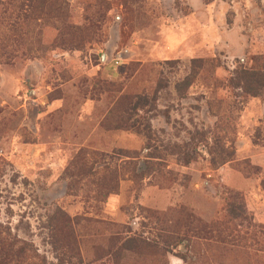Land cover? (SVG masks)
Returning <instances> with one entry per match:
<instances>
[{
	"label": "rangeland",
	"instance_id": "rangeland-1",
	"mask_svg": "<svg viewBox=\"0 0 264 264\" xmlns=\"http://www.w3.org/2000/svg\"><path fill=\"white\" fill-rule=\"evenodd\" d=\"M242 70L264 0H0V264H264Z\"/></svg>",
	"mask_w": 264,
	"mask_h": 264
},
{
	"label": "trees",
	"instance_id": "trees-1",
	"mask_svg": "<svg viewBox=\"0 0 264 264\" xmlns=\"http://www.w3.org/2000/svg\"><path fill=\"white\" fill-rule=\"evenodd\" d=\"M237 86H239L246 94L251 95L253 97H257L260 96L263 93L264 90V75L261 73H257L255 71H247V70H242L239 75L237 76ZM240 83V85H239ZM129 98H123L121 100V103L124 102L125 100L130 101L127 109H132L134 111L136 110H140L142 108H144L145 106H149L151 104V102H153L155 100L154 99H149V97L147 96H136V97H132L128 100ZM126 109V110H127ZM129 128H136L135 125H129ZM91 158L93 159H105V157H107V155L105 154H91L90 155ZM108 166V165H107ZM107 170L108 167H105ZM89 172H91V168L89 169ZM91 173H94L93 171ZM107 174L112 175L111 178H114L115 176H113L115 173H111L108 172ZM106 174V175H107ZM110 180H113L111 179ZM122 248V247H121ZM123 249H127L125 248V246L123 247Z\"/></svg>",
	"mask_w": 264,
	"mask_h": 264
}]
</instances>
